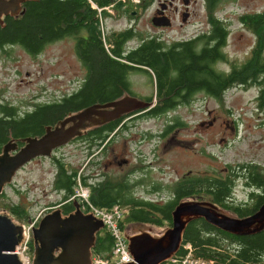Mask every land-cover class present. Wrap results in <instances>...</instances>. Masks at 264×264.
<instances>
[{"label":"trees","instance_id":"16d2710c","mask_svg":"<svg viewBox=\"0 0 264 264\" xmlns=\"http://www.w3.org/2000/svg\"><path fill=\"white\" fill-rule=\"evenodd\" d=\"M92 1L103 8V14H109L105 7L112 4L118 16L123 14L122 1ZM217 5V0H210L208 6L210 23L214 28L212 32L195 39L168 43L159 36L138 34L133 28L113 32L105 37L99 11L89 0L25 1L24 12L18 19H13L9 14L3 18L0 50L9 53L10 47L20 46L29 54L37 55L50 43L74 37L78 55L87 71L85 83L77 93H67L56 100L35 102L26 110L11 102L0 103V153L12 138L41 137L46 133V128L55 127L73 113L95 104L117 100L123 97V93L132 92L130 73H143L135 70L138 66L147 68L145 73L155 83V91L146 98L153 104L147 117H160L181 105L190 104L193 102L192 96L198 91L223 101L224 90L243 80L241 78L248 75L258 77L259 73H264V61L258 53L251 63L236 70L229 78L216 70L215 63L223 55L221 46L226 35L224 25L215 24L217 21L213 11ZM247 22L251 29L259 33L260 48H264V11L248 15ZM135 37L139 40L138 44L128 49L127 42ZM262 90L264 99V84ZM124 118L111 120L76 140L84 141L85 145L91 143L90 147L98 146L124 124ZM173 120L175 124L179 122L178 117ZM13 140L20 146L25 144L24 139ZM64 159L56 155L51 160L56 168L52 187L62 193L60 201L52 205L60 204L64 215L75 211V199L72 198L79 182L90 188V200L97 207L106 210L114 207L127 209L120 221L123 228L132 223L163 227L167 223L170 226L173 224L174 210L186 198L205 199L218 209L225 210V213L241 218L254 214L264 204V196L258 198V206L254 209L236 204L229 180L215 178L212 174L203 176L202 184L192 181L177 184L176 193L163 197V202L146 200L130 193L129 183L118 175H113L103 183L95 182L91 185L90 163L83 169L82 166L77 169L76 162ZM257 173L252 170V181L259 183L264 193V176H255ZM194 188L200 189L199 196L189 197L187 194ZM20 200L4 204L3 207L14 218L27 221L30 204L25 199ZM246 232L249 233H230L204 218H197L187 224L178 253L189 252L185 247L190 244L195 257L214 260L216 264H264V226ZM114 245L115 238L105 227L98 232L93 249L96 254L110 257ZM30 249L31 253L34 252L33 242Z\"/></svg>","mask_w":264,"mask_h":264},{"label":"rangeland","instance_id":"374dc122","mask_svg":"<svg viewBox=\"0 0 264 264\" xmlns=\"http://www.w3.org/2000/svg\"><path fill=\"white\" fill-rule=\"evenodd\" d=\"M117 1H122L123 14L120 16L116 11L103 14L98 10L99 15L102 16L105 37L113 32L133 28L135 32L143 36H159L171 43L195 39L204 28L208 30L211 28L207 6L201 2L191 5L192 14L186 21H183L180 13H172L174 15L172 24L159 27L152 23V15L159 5L157 1L155 3H152L153 0ZM257 4L259 9H263L262 2ZM220 9L223 12L221 16L230 19L235 30H239L238 16L244 10L254 9V4H222ZM236 33L243 36L239 44L235 42ZM249 35L251 34L248 30L235 31L229 38L230 47L227 54L232 58L237 55L243 56V52H237V49L247 51L250 48L247 40L250 38ZM138 42L139 40L135 37L129 40L127 45L135 46ZM73 47L75 49V39L69 37L48 44L37 55L29 54L20 46L10 47L9 53L0 50V103L11 102L26 110L35 102L60 99L64 94L73 92L85 77V70L77 59ZM218 68L223 70L224 65L219 64ZM130 76L139 98L144 99L141 96H150L155 91L154 81L143 73H132ZM198 96L200 99L198 97L190 104L181 105L169 114L160 117L144 116L129 123L132 128L126 134H134L135 139L142 142L139 148L144 153L145 159L140 165L151 163L153 168L150 175L153 182L157 184L163 185L166 181H173L177 176L191 169L196 170L194 172L202 171L204 175H213V173H221L220 166L225 163L249 161L258 156L264 159V125L261 123L264 122V113L257 115L256 105L251 101L256 96L255 89L240 92L232 88L223 106H218L213 98L203 97L201 94ZM231 106L233 113L225 110ZM215 116H218L217 120L214 119ZM174 117H178L185 125L180 127L175 125L169 134L162 135L166 124H175ZM235 119L241 126V139L233 143V135L230 134L231 124ZM260 123L261 126L258 127ZM219 124L223 133L227 135V141L222 144L218 143L223 136V133H217ZM148 135H151L150 139ZM173 136L180 140V144L168 142V139ZM115 141L118 144L117 138ZM213 142H217L220 146L213 145ZM229 143L231 146L228 147ZM19 147L22 146L19 145ZM201 150H203L202 155ZM86 151L84 142L78 141L65 145L58 150L57 156L65 158L66 161L72 160L76 162L77 169L81 166L83 169L87 160L90 159V154ZM210 152L219 156L218 161L210 159L208 156ZM96 159L99 160L101 157L95 156L92 162L98 161ZM213 163H217L215 169L210 167ZM55 170V166L47 158H39L26 165L17 173L11 186H7L4 195L0 197V212L8 213L3 205L19 202L20 199H25L30 204L29 213L33 218L54 210L51 209L52 204L59 202L62 196V193L55 191L52 187ZM115 170L114 167L110 169V171ZM17 189L20 191L17 192ZM155 196L147 197L155 199L159 197V195ZM171 226L167 223L164 227L132 223L126 225L124 234L131 236L149 231L155 236H160ZM258 227L255 226L253 229ZM30 250L29 247L28 254H32L33 257L34 252L31 253Z\"/></svg>","mask_w":264,"mask_h":264},{"label":"water","instance_id":"95a60500","mask_svg":"<svg viewBox=\"0 0 264 264\" xmlns=\"http://www.w3.org/2000/svg\"><path fill=\"white\" fill-rule=\"evenodd\" d=\"M25 1L0 0V29L3 18L18 19L24 12ZM163 10V9H161ZM187 15H184L186 21ZM155 26H170L169 17H154ZM153 104L130 93L104 104H95L67 116L55 127L46 128L41 137H16L8 140L0 153V194L12 184L17 173L36 157H52L53 151L72 140L118 119L124 114L150 108ZM13 139H24L19 147ZM76 210L64 215L60 207L47 213L33 228L34 254L32 264H96L92 249L98 232L104 228V219L93 213L85 214L75 200ZM197 218L234 234L249 233L253 225L264 226V204L254 214L235 217L219 211L207 202L183 201L173 212V224L162 235L141 232L129 236L134 261L128 264H160L178 252L187 224ZM263 223V224H262ZM25 224L8 212H0V264H23L18 251L24 238Z\"/></svg>","mask_w":264,"mask_h":264},{"label":"flooded vegetation","instance_id":"af4514ba","mask_svg":"<svg viewBox=\"0 0 264 264\" xmlns=\"http://www.w3.org/2000/svg\"><path fill=\"white\" fill-rule=\"evenodd\" d=\"M156 1L159 5L158 7L155 8L154 13L152 15V19L154 17L167 16L169 17L172 23L173 18H174V15L172 13H175V14L180 13L182 15V19L184 18V15L186 14L187 15L186 20H187L192 14L190 10L191 5L197 4L200 2L206 4L207 10L209 13L208 6L210 4V0H153L152 3H155ZM258 2H262L264 4V0H217L218 5L213 11L214 12L213 15L215 17V20L217 21L215 24L222 23L226 29V35H225V42L221 46L223 55L222 57H219L218 60H216L215 68L217 71L222 72L224 76H226L227 78H229V76H231L236 70H239L242 67H246L249 63H251L253 58H255V56L258 53H259L260 58H262L264 61V48H260L259 33L255 29H251L248 26V22H247L248 15H257V14H261L264 11V7L263 9L258 8V4H257ZM232 3L254 4V9L244 10L238 16L237 21L239 23V28H238L239 30H235V28L233 27V22L230 19L228 20L227 17L221 16L223 12L221 11L220 6L222 4H232ZM113 10L115 11L114 4H113ZM99 18H100L102 32L105 35V29L102 25V16L99 15ZM209 24L211 26L210 30H208L207 28H204V30L202 31V33L198 35V37H201L206 33L208 34L214 30L210 22ZM244 30L250 31V34H251L249 35L250 38L247 39L250 43L249 44L250 48L247 51L237 49V52L238 51L243 52V56L237 55L235 58H232L230 55L227 54L228 48L230 47L229 38L235 31L239 32V31H244ZM240 35H241L240 33L235 34V42H237L238 44L243 39L242 38L243 36H240ZM133 48L134 46H129L128 49H133ZM73 50L75 52L77 59L82 64L85 70V75H86L87 70L83 64V61L78 55L77 48H76V40H75V49L73 47ZM219 64L224 65L223 70L218 68ZM130 65H134V64H130ZM135 70H141V72H143V75H146L148 78H150L148 74L145 73V70H148L147 68L138 66V67H135ZM135 72L136 71L131 72L130 75ZM84 78L79 82L77 87L71 93H77L82 89L83 84L85 83ZM130 79H131V76H130ZM241 79L243 80L238 81L237 84H235L230 89L227 88L224 90L222 94V96L224 97L223 101H220L218 98L215 99L214 97L209 96L204 91L195 92V94L192 96L193 101H195L199 97L198 95L201 94L203 97L213 98L217 102L218 106H223L225 99L227 98L226 96L231 91L232 88H236L240 92L250 91V89L253 88L256 90V96L251 101L252 103H255L257 115L260 116L261 113H264V99L262 97L263 93L261 94V92L263 91L262 89H263V84H264V73H259L258 77H255V76L250 77V75H248ZM126 93H130V94L133 93L136 96L139 95L137 92H135L134 87H133L132 92L128 91ZM142 97L144 98V100H146L148 96H142ZM150 108L139 109V110L130 112L128 114H124L123 116H121L123 118L125 117L123 119L124 124L121 125V127L117 128L113 133H111L105 142L99 144L98 146H93V147L89 146V145H92L91 143H88L85 145L86 150H87L86 152L90 154L89 155L90 159L87 160L86 165L90 163L92 173L89 176V180H90L91 185L95 184V182L103 183L107 181L110 177H112L113 175H119L120 179H125V181L129 183L128 190L130 191V193H132L136 197L146 199V200L147 199L158 200V201L163 202L162 200L163 197H165L166 195H172V194L174 195L176 193L177 188H178L177 184L179 183H187L188 181H192L193 183H196V184H202L203 176H205L203 172L202 171L194 172L196 170L191 169L187 173L184 172L180 174L173 181H166V184H163L165 185L164 187L161 184H157L153 182L152 177L150 175V171L153 168V166L151 165L150 162L145 165H140L141 162H143L145 159L144 153L139 148V145L142 142L137 141L134 137V134H126V133L130 132L131 131L130 129L132 128V126L129 123L136 118L146 116L147 112L151 110ZM225 110L228 111L229 113L234 112V110L232 109V106L229 108H226ZM167 119H169L168 115H167ZM214 119L217 120L218 116H215ZM261 123L264 125V122H261ZM261 123L258 124V127L261 126ZM175 125H178L180 127L185 124L183 122H180V120L177 124H174V123L166 124V128L162 135L165 136L169 134V131L173 129ZM221 130H222L221 124H219L217 133L222 134L223 130L222 131ZM231 131L232 132L230 135H233L232 142L234 143L236 141H239L241 139V126L238 120L235 119L232 121ZM116 138L118 140L117 141L118 144L115 141ZM148 138L150 139L151 135H148ZM78 141H81V140L74 139L68 144L75 143ZM226 141H227V135L223 133V136L220 137V139L218 140V143L222 144L223 142H226ZM168 142L180 144V140L178 138H175V136H173L171 139H168ZM231 143L228 144V147L231 146ZM68 144H66V146ZM213 145H217V142H213ZM63 147H65V145L55 149L53 151L52 157L48 158V157L40 156V157H36L31 162L39 158H47V159L52 160L53 157L57 155L58 150L62 149ZM202 151L203 150H201V155L203 154ZM95 156H100L101 159L99 160L96 159L98 161L92 162ZM208 156L210 157L211 160L215 159L216 161H218L219 159V156L217 157L216 154H214V152H210ZM69 161L73 162L72 160H69ZM31 162L27 163L26 165L30 164ZM216 165L217 163H213V165L210 166L211 169H215ZM113 167L116 170L110 171V169ZM220 168H221L220 169L221 173L217 172V173H213V175L215 178H218L221 180H229L230 182L229 186H232V193H233L232 198L236 202V204L248 206L250 209L256 208L258 206V198L263 197L264 193H263L262 186L259 183L252 181L253 179L252 170L258 171V173L255 176L259 175L262 178L264 176V159L258 156L253 159H249V161H243V162L234 161L232 163H225L224 165L220 166ZM55 178H56V170L52 178V184L54 183ZM199 190L200 189L198 188L190 189L187 195H189V197H197L199 196ZM90 194H91V190L89 188V195ZM155 195H159V197L157 199L147 197V196H155ZM20 201L21 200H19V202ZM183 201L207 202L215 206L218 209V207L215 204H213L212 202L206 201L205 199H202V198H186L182 200L181 202ZM260 205H262V203ZM53 206H59L61 208L60 204L52 205V207ZM259 208H257L256 211H258ZM219 209L218 210L221 212L225 211L222 208H219ZM123 210L125 212L127 211L126 208H124ZM257 225L258 223L253 225V227Z\"/></svg>","mask_w":264,"mask_h":264},{"label":"built area","instance_id":"2783aa9c","mask_svg":"<svg viewBox=\"0 0 264 264\" xmlns=\"http://www.w3.org/2000/svg\"><path fill=\"white\" fill-rule=\"evenodd\" d=\"M72 199L79 200L81 208L85 213H93L94 216L103 218L105 226L111 231L115 238L112 256L103 257L99 254L92 253L95 263L128 264L133 262L134 257L130 251L128 238L124 234L123 228L120 226V221L123 219L125 211L120 207H114L111 210L97 207L90 200L88 188L84 187L80 182ZM39 221L40 216L37 218L31 217L27 223H24L26 226L24 238L19 244L18 251H16L26 259V261L23 260V264H32V254H28V249L33 238V228L38 226ZM185 248L189 250V252L186 254L176 252L160 264H216L214 260L195 257L191 251L192 247L190 244H187Z\"/></svg>","mask_w":264,"mask_h":264},{"label":"bare ground","instance_id":"6f19581e","mask_svg":"<svg viewBox=\"0 0 264 264\" xmlns=\"http://www.w3.org/2000/svg\"><path fill=\"white\" fill-rule=\"evenodd\" d=\"M16 252V251H15ZM20 256H22V255H20ZM22 259L24 260V261H26V259L24 258V256H22Z\"/></svg>","mask_w":264,"mask_h":264}]
</instances>
